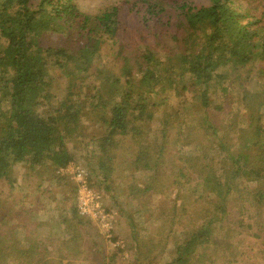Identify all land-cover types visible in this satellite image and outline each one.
I'll return each instance as SVG.
<instances>
[{"label":"trees","instance_id":"obj_1","mask_svg":"<svg viewBox=\"0 0 264 264\" xmlns=\"http://www.w3.org/2000/svg\"><path fill=\"white\" fill-rule=\"evenodd\" d=\"M204 1L0 0V264L120 258L77 206L34 221L16 162L27 186L37 174L66 191L62 168L86 158L90 185L132 208L115 228L123 264H241L244 235L264 238V0ZM83 112L99 130L85 149L69 145ZM148 196L162 198L144 236ZM45 226L62 228L54 262Z\"/></svg>","mask_w":264,"mask_h":264},{"label":"rangeland","instance_id":"obj_2","mask_svg":"<svg viewBox=\"0 0 264 264\" xmlns=\"http://www.w3.org/2000/svg\"><path fill=\"white\" fill-rule=\"evenodd\" d=\"M117 0H76L77 5L82 9L86 11H96L100 7H103L105 5L112 4L116 2ZM197 2V4H200L201 2H205L204 0H192ZM53 41L56 39V36L54 35L52 37ZM107 59V57H104L103 59H99L98 63L99 65H102V62H104ZM60 74H63L61 70H59ZM244 85L241 84L240 80H236L235 82V87H236V93H240L241 88ZM83 92H93L92 86H85L82 90ZM178 98L173 97L172 101L173 103L176 104ZM239 109H243L239 103L234 102L232 105H230L229 111L237 112ZM96 118L93 114L87 115L86 112H83V137L77 138L78 140H72L70 141V146L76 144L77 146L83 147V143L80 142L82 139L89 140L90 136L99 133V130L97 129V124L95 123ZM85 149V147H83ZM86 151V150H84ZM83 157V156H82ZM81 164L86 165V158L83 157L81 160ZM89 169V168H88ZM27 171L26 166L22 163L16 162L10 172V175L13 178H16L17 181L15 185L17 186L13 191L14 193H21L23 194V199H24V207H27V209L32 211V219L35 221L37 220H45L48 217V214L53 213L51 210L52 207H55V205L60 206V212L66 211L68 215L71 214L72 209L76 206V200H75V187H71L66 191H63L59 189L56 185L55 180H45L40 178L39 175L34 174L33 175V180L35 182L34 186L30 187L27 186L26 184V179L23 178L24 173ZM62 172V171H61ZM64 173V172H63ZM67 174V173H66ZM68 175V174H67ZM45 176V174H44ZM69 176V175H68ZM70 178V176H69ZM71 180V179H70ZM72 181V180H71ZM43 182V183H41ZM41 183V184H40ZM243 183L246 185H255L254 182H250L249 180H243ZM25 184V185H24ZM73 185L74 182L72 183ZM23 186V188H22ZM6 189V187H4ZM103 191L105 190L104 188H101ZM105 197H106V203H108L109 206L113 208H117L120 211L121 218H126L127 217V212L131 211V209L126 208L125 210H122L119 208V202L117 199H114L113 193L107 194L104 191ZM172 197V196H171ZM160 197L156 198L154 197H146L145 199L148 201L142 205L141 209L144 212L143 216L141 215H136L137 218H139L140 223L142 224V235L146 236L149 235L148 233V227H149V217L152 213L155 214V212L158 211V205L160 203ZM171 202V201H170ZM11 203V199L5 204L6 207H9V204ZM127 211V212H126ZM151 221V220H150ZM62 228L60 226L57 227H41L37 232H39L41 236H43L44 242L49 245L48 253H45L46 259L51 260L52 262L56 261L59 256L57 253V243L59 244L61 242V237L63 234L61 233ZM20 233L21 230H18ZM51 235L52 240L54 242H50L51 240L48 239V237ZM122 237V236H119ZM123 238V237H122ZM264 238L262 237H256L252 234H245L244 235V242L243 245L245 247V261H242L241 264H264ZM46 246V245H45ZM102 247L106 248L107 253L115 251L117 248H114L111 246V244L106 241L103 244ZM118 250V249H117ZM46 252V251H44ZM129 256L127 258H118V264H123V263H129L131 261V256L133 253H131L128 250ZM92 259L90 260H83V259H75L76 264H84V263H91L96 260V257L94 255L91 256ZM95 259V260H94ZM67 260H64L66 262ZM127 261V262H126ZM101 264V263H100Z\"/></svg>","mask_w":264,"mask_h":264},{"label":"built area","instance_id":"obj_3","mask_svg":"<svg viewBox=\"0 0 264 264\" xmlns=\"http://www.w3.org/2000/svg\"><path fill=\"white\" fill-rule=\"evenodd\" d=\"M70 176L75 184V200L79 214L90 219L112 247L119 249L122 258L129 256L125 249V240L115 238V228L121 218L117 208L106 204L103 193L90 185L87 169L81 164L72 163L61 170Z\"/></svg>","mask_w":264,"mask_h":264}]
</instances>
